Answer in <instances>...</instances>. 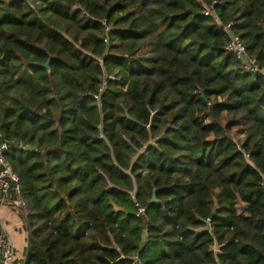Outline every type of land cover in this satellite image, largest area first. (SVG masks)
<instances>
[{"label": "trees", "instance_id": "1", "mask_svg": "<svg viewBox=\"0 0 264 264\" xmlns=\"http://www.w3.org/2000/svg\"><path fill=\"white\" fill-rule=\"evenodd\" d=\"M1 143L23 264H264V0H0Z\"/></svg>", "mask_w": 264, "mask_h": 264}, {"label": "built area", "instance_id": "2", "mask_svg": "<svg viewBox=\"0 0 264 264\" xmlns=\"http://www.w3.org/2000/svg\"><path fill=\"white\" fill-rule=\"evenodd\" d=\"M205 13H208V10H205ZM230 24L231 22H228L225 25V30L229 35V39L225 45L227 51L232 53L240 61L244 70H259L256 58L247 52L245 43L241 37L230 30ZM5 146V143L0 144V198L13 206L20 208L23 213L25 200L19 194V177L3 154V148H5ZM12 193H14V197L12 196ZM144 211L145 208L139 206L137 214H143ZM134 258L135 260L138 259L137 254L134 255ZM23 263L24 256H17L13 240L4 229L0 228V264Z\"/></svg>", "mask_w": 264, "mask_h": 264}, {"label": "crops", "instance_id": "3", "mask_svg": "<svg viewBox=\"0 0 264 264\" xmlns=\"http://www.w3.org/2000/svg\"><path fill=\"white\" fill-rule=\"evenodd\" d=\"M0 228L4 229L13 240L17 256L25 257L28 229L22 211L1 198Z\"/></svg>", "mask_w": 264, "mask_h": 264}, {"label": "water", "instance_id": "4", "mask_svg": "<svg viewBox=\"0 0 264 264\" xmlns=\"http://www.w3.org/2000/svg\"><path fill=\"white\" fill-rule=\"evenodd\" d=\"M155 199H156V197H155V194H154L153 197H152V200H155ZM27 246H28V244H27ZM27 253H28V249L26 250V253H25L24 263L27 261Z\"/></svg>", "mask_w": 264, "mask_h": 264}, {"label": "rangeland", "instance_id": "5", "mask_svg": "<svg viewBox=\"0 0 264 264\" xmlns=\"http://www.w3.org/2000/svg\"><path fill=\"white\" fill-rule=\"evenodd\" d=\"M235 136H237V134H234Z\"/></svg>", "mask_w": 264, "mask_h": 264}]
</instances>
